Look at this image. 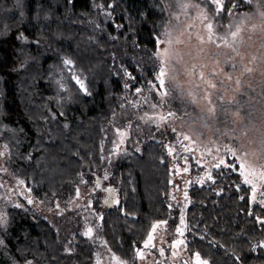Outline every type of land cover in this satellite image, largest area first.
<instances>
[{
	"label": "trees",
	"instance_id": "1",
	"mask_svg": "<svg viewBox=\"0 0 264 264\" xmlns=\"http://www.w3.org/2000/svg\"><path fill=\"white\" fill-rule=\"evenodd\" d=\"M187 1L204 7L216 32L229 41V30L241 20L253 16L264 20L260 15L264 0H0V142L8 146L5 161L36 181L41 199L25 207L6 205L0 264L91 263L93 236L77 231L71 238L63 237L60 224L42 214L57 199L69 203L75 181L81 179L89 185L90 196L103 197L106 186L116 188L118 201L95 204L100 213L96 228L107 247L122 258L132 262L151 225L181 207L188 226L182 237L187 250H197L210 264H264V248L258 246L264 241V224L256 221L264 218V205L251 202L250 186L242 183L239 172L216 169L215 183H199L206 171L203 165L211 167L214 160L210 165V155H205L201 166L190 160L191 181L177 180L183 197L174 201L171 158L164 143L172 120L178 123L181 117L189 119L196 133V156L203 151L200 145L213 149L234 145L241 131H248V139L264 131L261 36L247 32L248 42L240 35L235 45L241 63L235 71L243 67L246 50L251 72L244 73L238 92L225 97L236 101L227 106L228 116L218 113L209 121L201 112L204 106L189 103L169 85L159 90L171 94L158 105L175 117L159 127L151 125L145 136L152 137L140 143L130 136L125 145L131 148L109 164L105 155L108 119L136 133L137 106L145 98L158 101L156 89L149 91L152 83H159L154 78L160 62L154 53ZM227 54L235 56L229 48ZM66 59L72 63L66 64ZM226 68L233 71L229 65ZM73 76L84 81L90 94ZM136 143L141 149H133ZM221 171L224 174L217 175ZM65 243L71 251H66Z\"/></svg>",
	"mask_w": 264,
	"mask_h": 264
},
{
	"label": "rangeland",
	"instance_id": "2",
	"mask_svg": "<svg viewBox=\"0 0 264 264\" xmlns=\"http://www.w3.org/2000/svg\"><path fill=\"white\" fill-rule=\"evenodd\" d=\"M186 5L188 7H185L186 9L180 14L175 15L176 20L174 21V26L170 28V30L166 31L171 34V39L173 40L172 48L179 52L183 58L186 65L188 64H207L210 67H215L212 64V61L214 59L213 54L214 53H221V60L227 58V50L228 48L225 47L221 41V38H226L223 34H219L216 32L214 28L213 21L208 17V14L204 7L201 5L195 4V3H189L186 2ZM242 24V31L240 35H243L247 37L245 33L250 32L251 36L256 38L257 36H261L264 39V20L260 19L258 17H250L248 19H243L240 21ZM239 23V24H240ZM212 25V32L214 33L213 41L208 40L209 36V29L208 25ZM234 31V30H233ZM232 30H229L228 34ZM200 37H203V42H201ZM230 38H232L230 36ZM164 36L160 37V40H163ZM253 39V38H252ZM179 40L180 43H176V41ZM229 40V39H228ZM248 42V37L246 39V43ZM219 45V47H217ZM159 51H161L162 48L167 47L166 44H161L158 42ZM203 49L201 52L200 50ZM191 53V55H189ZM242 60H243V67L239 68L237 71H231L227 70L226 65H219L220 68H224L225 72L232 73V90L227 91L226 90V96H230L233 91L236 89L237 85H235L234 81L237 80V78H242L244 73L246 72V69L251 68V62H249V58L246 56V50L242 53ZM159 59V58H158ZM160 62V59H159ZM249 62V63H248ZM171 67V65H170ZM177 68H181V65H176ZM208 69H205L207 71ZM172 75L177 76V81L181 85V87L185 90H188L191 88V85L188 84V81L190 79H193L190 73L185 72L181 70L179 73H170ZM226 83L228 81H225ZM172 87V92H173ZM179 92V94L182 95L181 89L176 88ZM156 96L158 98V101L156 98H147L142 105L137 106V116H138V123L140 125V128L136 133L131 134L128 129L123 128L118 123H116L113 119H108V124L106 125L105 130V136H104V151L105 155L108 158V164L109 161L115 157L116 155H119L121 153H124L126 149H129L128 146L125 145L127 142V139L131 136L133 139H135L136 142H141L142 140L152 137V136H145L146 133L149 131H146L151 125H157V123L149 122L146 119H140V117H143L145 113H148L149 117L155 116L158 113H164L166 114V109L159 110V107L153 108L152 105H158L162 104L163 99L160 96L159 90H156ZM159 96V97H158ZM197 104H201L205 107L202 101H198ZM133 112V111H132ZM236 118V116H233ZM169 119V118H168ZM182 121H179L176 123L174 120H172V123L169 125V128H175L176 133H173L170 130V133L168 134V138L164 141L165 146L176 144L177 136L180 133L187 134L192 137L193 140L197 138L196 133H194V129L191 127L190 121L187 117H181ZM237 122V118L235 120ZM186 126L189 127V130L186 129ZM127 130V136L124 138V143L119 146V149H117L116 145L120 140V135L117 132V129ZM209 135V134H208ZM196 136V137H195ZM133 141V140H132ZM241 141L247 143L248 138L241 136ZM189 143V142H185ZM141 145L135 144L133 149H141ZM176 147L178 149L179 154L187 155V153H184L182 149L179 148V145L176 144ZM167 148V147H166ZM0 152H4L5 155L0 156V212L4 213L6 217L8 214L6 213V205L8 204L11 207H14L17 204H20L25 207V205L28 204V199L34 200H41L40 197L37 195V190H39L38 184H36L35 180L33 178H29L25 176L23 172L18 171L16 167L8 162L5 161L8 157V150L4 148V144L0 142ZM128 152V151H126ZM168 153V150H167ZM221 153H223V149H221ZM213 155H216L214 152ZM213 155H210V165L213 162ZM171 158V169H172V177L171 179L174 180L173 183L175 186L173 187L175 194H171L172 200H182L183 197V191L182 188L177 189L178 182L177 180H181V178L187 182H190V172L183 173L181 171L180 174H176V169L174 168V164L179 163L181 165V169L184 166L182 161L174 159L173 155H170ZM227 159L231 160L232 157H226ZM192 160V159H190ZM193 162V160H192ZM190 163V161H189ZM239 162L237 161V164ZM209 164V162H208ZM197 166V165H196ZM2 169H6L7 171H3ZM23 180L24 183L20 184L19 181ZM83 179L76 180V186L74 184V194L71 197L70 202L67 204H61L57 203V200L54 201V205L51 207V209H48L46 211H43L42 214L45 218H47L50 221H53L58 225L59 231L61 235L67 238H71V235L74 234L77 231H80L84 233V231L88 227L93 228V238H94V245H93V256L90 264H97V254H99L100 264H117V261L112 259L113 253L109 247H107V244L99 233V229L97 227V223L99 222V211L97 207L95 206L100 205H107L110 202H116L118 201V192L115 187H109L106 186L103 188V192L101 196H90V193H87L89 190V185H85V181L82 182ZM96 180V179H94ZM185 183V182H184ZM183 183V184H184ZM185 185V184H184ZM77 189L79 190V195H77ZM177 189V191H176ZM175 197L176 199H173ZM109 199V201H108ZM32 204V203H31ZM41 204V203H39ZM28 206H30L28 204ZM181 207H178V209H174L172 213L170 214V217L167 220L168 223L164 227H160L157 229V232L155 235V240L153 243L156 245L157 249L159 247H163L165 249V255L160 256L159 252L153 249H147L146 250V259L140 260L136 257L134 254V260L131 262L126 257H121L117 254H115L116 257H119L120 260L125 261L126 264H183V261H191L192 260V253L197 252V250L189 251L186 249L187 246H177L176 248H172L171 244L173 240L176 239H182V237L179 235V233L175 232L176 227L179 226V219L178 215L181 213ZM93 211H95L93 213ZM169 237L166 238L165 236ZM65 246L68 247L69 244L65 243ZM140 247V246H137ZM136 247V248H137ZM143 247V244L140 248ZM70 248V247H68ZM72 249V248H71ZM110 250V251H109ZM172 251H177L179 255L177 257H172L171 253ZM188 251V252H187ZM202 257V256H201ZM202 259H204L202 257ZM15 264H26V262H16Z\"/></svg>",
	"mask_w": 264,
	"mask_h": 264
},
{
	"label": "snow or ice",
	"instance_id": "3",
	"mask_svg": "<svg viewBox=\"0 0 264 264\" xmlns=\"http://www.w3.org/2000/svg\"><path fill=\"white\" fill-rule=\"evenodd\" d=\"M219 3V0H217ZM183 7H188V5H183ZM260 15L264 17V11L260 12ZM242 24H237L235 30L230 33L232 40L229 41L226 38H221L223 45L231 50L232 53H235L234 57H229L221 60V53L213 54L212 64L215 67H210L207 64H188L186 65L184 62L183 56L175 51L172 48L173 40L171 39V34L165 32L163 34L164 39L160 40L161 44H166L167 47H164L159 52H155L154 55L160 59V67L159 71L155 76V81H158V85L152 83L149 91L154 89L162 90L167 88L169 85L172 87L180 88L181 93L188 99L189 103L196 104L198 101H202L205 107L201 108V112L205 113V116L208 120L215 119L218 113H222L224 116H228V105L236 102L235 98L226 99V90H232V73L225 72L224 68H220L219 65H229L233 71L236 68L241 66L239 60H236V57H240L239 49L235 46L238 42V38L242 31ZM209 36L208 40L213 41L214 33L212 32V25L209 24ZM201 42H203V37H200ZM176 43H180L179 40ZM219 47V45H217ZM201 52L203 49L200 50ZM191 55V53H189ZM235 61V62H233ZM66 64H71V60H65ZM171 65V67H170ZM176 65H181V68H177ZM205 69H208L205 71ZM181 70L188 72L191 74L193 79L188 81V84L191 85V88L185 90L181 87L179 82L177 81V76L172 75L170 73H179ZM247 72H251V69H246ZM130 75V74H129ZM73 79L76 80V83L80 86V88L86 93H88L87 87L84 84V81L80 79L79 76H73ZM225 81H228L227 83ZM235 85H237L235 91H239V86L242 81L240 78L234 81ZM127 87V85H126ZM135 91L137 93H141V88H136ZM262 91H264V86H262ZM169 91H160V96L162 98L168 97L170 95ZM147 98H145L146 100ZM219 102V103H218ZM151 107L157 108L159 105H152ZM233 116H239V112L232 113ZM169 117H175V113L169 111L166 114L158 113L155 116L149 117L148 113H145L143 117L140 119H146L149 122L157 123L159 127L163 124ZM203 119V117H202ZM130 127V125H129ZM205 127H207V123H205ZM173 133H176V129L172 128ZM117 132L120 135V140L117 143L116 147L119 149V146L124 143V138L127 136V130L117 129ZM241 136L248 137V131H241L240 136H236L235 140L238 142L234 145L223 144L214 149L212 147H208L207 145H200L203 148V151L200 152L199 156H196L197 148L193 147L196 145V140H193L191 136L180 133L177 136L176 144L179 145V148L183 150L187 155L179 154L176 144L167 145V150L169 155H173L174 159L182 161L184 166L181 169V165L179 163L174 164V168L176 169V174H180L181 171L183 173H187L190 171L191 164L189 163L190 159H192L197 166H201L202 159L205 155H213L215 152L216 155H213L214 163L211 167L207 165H203L206 168L205 175L203 177L198 178L199 183H204L205 180L212 181L215 183V179L212 175L213 170L216 169H228L229 171L239 172V175L243 178L242 183L249 185L251 189L250 200L253 203H258L264 205V131H259V136L254 139H248L247 143L241 141ZM189 142V143H185ZM215 143V141H213ZM7 145H4V148L7 149ZM221 147L223 148V153H221ZM5 155L4 152H0V156ZM226 157H232L231 160ZM237 161L239 162L237 164ZM3 171H7L6 169H2ZM224 174L223 171L218 172L217 175ZM107 178V177H105ZM83 182V181H82ZM20 184H23L24 181H19ZM189 183V182H185ZM97 186H99V182H97ZM239 188V185H237ZM257 194H259L260 199L257 200ZM77 195H79V190L77 189ZM188 193L184 192V199L187 200ZM244 197H241L243 199ZM173 199H176L173 197ZM28 203L31 204L33 201L28 199ZM16 207H22V205L17 204ZM187 205L185 204L184 207ZM171 207V205H170ZM251 214V213H250ZM257 223L264 224V218L256 217ZM168 223L167 220H160L151 225V230L148 232L147 237L143 240V247H137L135 249V255L140 260L146 259V250L153 249L159 252L160 256L165 255V249L163 247H159L157 249L156 245L153 243L155 240V233L157 229L160 227L166 226ZM7 225V217L4 213L0 212V227H6ZM188 226L185 224V218L183 214V210H181V215L179 217V226L176 227L175 232L179 233L181 237L184 236L185 230ZM93 228L88 227L83 235L92 237ZM186 243L185 239H176L172 241L171 247L176 248L177 246H184ZM3 244V241L0 240V245ZM259 247L264 248V241L259 242ZM255 250V248L253 249ZM66 251H71L70 248H66ZM110 251V250H109ZM179 253L177 251H172L171 256L177 257ZM112 259L117 261V264H126L125 261L120 260L119 257H116L115 254H112ZM239 260V257H237ZM26 264H31V261L26 262ZM97 264H100L99 254H97ZM183 264H210V262L206 259H202L200 252L192 253L191 261H183Z\"/></svg>",
	"mask_w": 264,
	"mask_h": 264
},
{
	"label": "flooded vegetation",
	"instance_id": "4",
	"mask_svg": "<svg viewBox=\"0 0 264 264\" xmlns=\"http://www.w3.org/2000/svg\"><path fill=\"white\" fill-rule=\"evenodd\" d=\"M109 188V187H108Z\"/></svg>",
	"mask_w": 264,
	"mask_h": 264
}]
</instances>
